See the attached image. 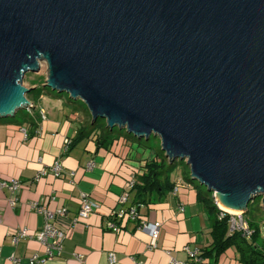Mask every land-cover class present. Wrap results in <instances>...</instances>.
I'll use <instances>...</instances> for the list:
<instances>
[{
  "label": "water",
  "instance_id": "1",
  "mask_svg": "<svg viewBox=\"0 0 264 264\" xmlns=\"http://www.w3.org/2000/svg\"><path fill=\"white\" fill-rule=\"evenodd\" d=\"M46 84L93 122L159 135L219 206L264 208V0H0V117Z\"/></svg>",
  "mask_w": 264,
  "mask_h": 264
},
{
  "label": "crops",
  "instance_id": "2",
  "mask_svg": "<svg viewBox=\"0 0 264 264\" xmlns=\"http://www.w3.org/2000/svg\"><path fill=\"white\" fill-rule=\"evenodd\" d=\"M51 89H35L36 104L32 92L27 95L34 105L31 111L20 109L0 117V183L12 179L22 183L15 192L0 186V264H28L34 253L44 256V246L35 237H21L15 243L12 236L19 229L31 233L42 229L45 217L36 203L53 211L66 209L53 220L66 233L63 253L44 264H169L173 259L187 264H246L235 245L220 253L207 252L213 248L214 214L199 199L198 183L188 179V169L175 178L169 174L172 191L153 192L145 202H135L136 192L128 183L140 181L148 161L167 156L119 127L104 132L110 144L98 146L101 132L93 130L91 113ZM57 163L62 167L59 176L53 172ZM125 192L128 198L121 203ZM83 193L101 206L74 222ZM131 207L150 224L161 221L154 248H149L150 230L140 228L138 220L117 221L122 226L119 232L108 228L112 211ZM257 208L264 211L263 201ZM243 214L249 219L248 210ZM263 216L257 212L248 221L256 230L253 244L264 251ZM189 251H196L200 260L191 258ZM111 253L116 255L114 263Z\"/></svg>",
  "mask_w": 264,
  "mask_h": 264
},
{
  "label": "built area",
  "instance_id": "3",
  "mask_svg": "<svg viewBox=\"0 0 264 264\" xmlns=\"http://www.w3.org/2000/svg\"><path fill=\"white\" fill-rule=\"evenodd\" d=\"M29 110L31 111V107L29 108ZM43 116L45 117L44 113H43ZM22 130L26 132V128H23ZM69 143L70 141L66 140V144L68 145ZM53 172L55 173V175L59 176L62 173V167L58 163L55 164L53 167ZM133 185H134L133 180L130 181V183H128V187L132 188ZM0 186H7L9 187L11 191L15 192L16 190L22 187V183L18 179H12L10 183H6V182L0 183ZM177 190H178V185L175 187L174 191H177ZM127 198H128L127 192L123 193L119 197L121 203H124L127 200ZM11 202L15 204L16 200H12ZM215 202L218 205V208L220 209V212H219L220 219L223 218L226 213L231 215L229 224H230V228L232 232L241 231L242 234L247 238H250L252 236L253 230L250 228L248 221L245 220L243 213H240V214L231 213L229 211L222 209L219 206V203L217 202L216 198H215ZM100 206L101 205L98 201L89 197L87 193H83L81 208L79 210L78 217H76L73 221L76 222L80 218H88L90 214L98 211ZM36 210L40 214H43V216L45 217V223L42 229L32 232V233L28 229H19L13 232V235H12L15 243L21 237H31V238L35 237L44 246V256H40V254L34 253L29 258L28 264H44L45 261L52 260L55 257L62 255L63 248H64V241L66 238L65 231L57 227L55 223L53 222V220L55 219V216L57 215L62 216L66 214L65 208H58L56 211H53L44 205H38V203H36ZM124 219L138 220L140 228L149 229L150 235H151L149 248L152 249L156 246L159 227L162 224L161 221H158L155 224H150L142 218V216L139 214V212L137 211L135 207H131L128 210L121 209L119 211H112L111 219L108 221L107 226L109 229L115 232H119L122 226L120 222H117V221L119 220L123 221ZM0 221H1V216H0ZM189 254L191 258H194L195 260H200V257L196 251L194 252L189 251ZM115 261H116V255L114 253H111L110 262L114 263ZM169 264H187V263H183V262L173 259Z\"/></svg>",
  "mask_w": 264,
  "mask_h": 264
},
{
  "label": "trees",
  "instance_id": "4",
  "mask_svg": "<svg viewBox=\"0 0 264 264\" xmlns=\"http://www.w3.org/2000/svg\"><path fill=\"white\" fill-rule=\"evenodd\" d=\"M36 88V87H35ZM93 130L99 131L100 136L98 139V146L108 145L110 144L107 141L104 134L106 130L113 129L107 126L105 129L101 125H99L98 120L92 122ZM76 140H79L78 138ZM73 143V141L71 142ZM163 153H165L163 151ZM158 160L152 159L148 161L144 167V172L140 176V181L135 182L132 189L135 190V202L141 203L145 202L148 199V194H152L153 192H158L160 194H164L165 191H172L174 188V184L171 182L169 178V174L176 168L177 160L170 161L168 157H156ZM188 179L195 182L191 178L190 170L187 175ZM198 183V182H197ZM198 189V196L202 203L209 209L211 213L214 214V224L212 229L213 236V248L208 253L213 250L216 253H220L225 248L235 245L239 250L241 259L246 261V264H264V251L258 248L253 244V240L256 237V230L253 231L251 241H248V238L245 237L241 231H234L231 234H228L229 230V220L231 215L226 213L223 218H219L220 209L215 202V197H213L212 192L208 191L207 188L200 183L196 185ZM256 199L251 203H254ZM249 206V205H248ZM245 217V216H244ZM250 226L251 223L249 222ZM206 252V253H207Z\"/></svg>",
  "mask_w": 264,
  "mask_h": 264
},
{
  "label": "rangeland",
  "instance_id": "5",
  "mask_svg": "<svg viewBox=\"0 0 264 264\" xmlns=\"http://www.w3.org/2000/svg\"><path fill=\"white\" fill-rule=\"evenodd\" d=\"M40 65H41V68H40L39 71H30V72L27 73V75L24 77V83H23L24 86H26V87H30L32 85H36L37 86L36 88H34L31 91L32 93L30 92L31 93V97L33 98L35 104H36V100H38V97H36L37 95H36V90L35 89H39L41 87H48L47 85L43 86V84H46L47 79H48V75L50 73L49 64H48L47 60L41 61ZM48 89H51V88L48 87ZM30 93H29V95H30ZM64 94L68 95L70 97V99H72L74 102L77 103L76 108L81 110L80 109L81 107L78 104V103H81V105L84 107V109L87 112H90V109H89L88 105L86 104V102L83 99H74L67 92H65ZM29 108L30 107H23L21 112L29 111ZM98 122H99V125H101L105 129L107 128L106 119H98ZM142 140L145 141V144L148 145L150 148H153L156 151H162V155L164 156V153H163V150H162V140H161V137L159 135H156L155 133H153V134H151L149 139L142 138ZM186 169H188V172H189L190 167L188 166L186 161L185 160L184 161H182V160L179 161L178 160L176 168L171 172V176L175 178L177 175H180V174L183 175L185 173ZM195 182H198V181H195ZM212 194H213V197H214L215 192L214 193L212 192ZM261 204H262V199L260 200L259 197L256 198V201L254 203L249 204V206L247 207L248 214H249L247 216L249 217V219L250 218L253 219L256 216L257 212H260V213L264 214L263 210L260 209V211H259V208H257V206L261 205ZM235 215H237V214H235ZM260 217L261 216H259V218H257V221L261 222ZM249 219H247L245 217V220L248 221ZM250 228H251V226H250Z\"/></svg>",
  "mask_w": 264,
  "mask_h": 264
}]
</instances>
